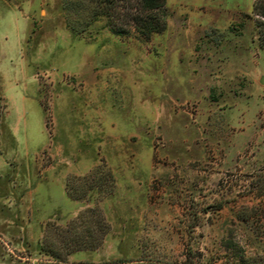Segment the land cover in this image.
Returning a JSON list of instances; mask_svg holds the SVG:
<instances>
[{"label":"rangeland","instance_id":"rangeland-1","mask_svg":"<svg viewBox=\"0 0 264 264\" xmlns=\"http://www.w3.org/2000/svg\"><path fill=\"white\" fill-rule=\"evenodd\" d=\"M255 1L168 0L166 31L143 40L105 19L75 34L66 15L87 16L62 0H0V264H264ZM103 162L113 193L71 199L68 178ZM92 207L101 247L41 250L48 222Z\"/></svg>","mask_w":264,"mask_h":264},{"label":"trees","instance_id":"trees-1","mask_svg":"<svg viewBox=\"0 0 264 264\" xmlns=\"http://www.w3.org/2000/svg\"><path fill=\"white\" fill-rule=\"evenodd\" d=\"M62 2L66 13L70 14L72 10L80 8V13L87 16L84 23L74 24L68 20L70 15H66L67 27L78 35L84 33L92 22L99 19H105L107 29L121 38L134 33L140 39L150 40L153 35L164 33L168 27V0H62ZM252 13L257 27L258 44L264 50V0L254 2ZM76 180L84 181L82 186L84 188L74 183ZM250 187V194L254 198H264V167L251 177ZM114 188V176L103 162L83 178L69 177L66 193L71 199L82 201L93 190L108 195L113 193ZM243 220L247 218L243 216ZM109 228L107 219L100 209L86 208L64 226L48 222L40 241L41 250L58 260L75 252L96 250L103 244ZM115 264L126 262L119 261Z\"/></svg>","mask_w":264,"mask_h":264},{"label":"crops","instance_id":"crops-1","mask_svg":"<svg viewBox=\"0 0 264 264\" xmlns=\"http://www.w3.org/2000/svg\"><path fill=\"white\" fill-rule=\"evenodd\" d=\"M7 200H8V204H9V205H11L12 207L15 206V208H16V210H17V213H19V212L21 213V211H22V207H23V206L20 204V202H19L17 199H16V200H13V198L9 197V198H7ZM27 213H28V216H27V217H29L30 210H29V211H26V212L24 213V217L26 216ZM18 219H20V216H19V215H18ZM45 222H46V221H43V226H44ZM42 229H43V227H42ZM42 229H41V231H40V233H39L38 235L41 234ZM44 231H45V228L43 229V232H42L41 238H42L43 235H44Z\"/></svg>","mask_w":264,"mask_h":264},{"label":"water","instance_id":"water-1","mask_svg":"<svg viewBox=\"0 0 264 264\" xmlns=\"http://www.w3.org/2000/svg\"><path fill=\"white\" fill-rule=\"evenodd\" d=\"M260 82L261 84H264V77L261 78Z\"/></svg>","mask_w":264,"mask_h":264}]
</instances>
